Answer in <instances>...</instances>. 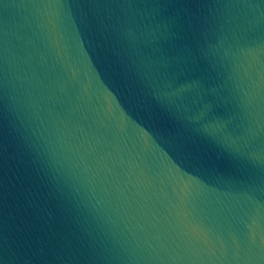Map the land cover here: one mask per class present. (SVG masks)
Listing matches in <instances>:
<instances>
[{"label":"water","instance_id":"obj_1","mask_svg":"<svg viewBox=\"0 0 264 264\" xmlns=\"http://www.w3.org/2000/svg\"><path fill=\"white\" fill-rule=\"evenodd\" d=\"M0 264H264V0H0Z\"/></svg>","mask_w":264,"mask_h":264}]
</instances>
